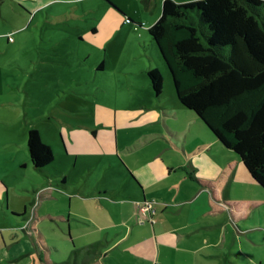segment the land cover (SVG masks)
I'll return each instance as SVG.
<instances>
[{
    "label": "crops",
    "instance_id": "0c3cea01",
    "mask_svg": "<svg viewBox=\"0 0 264 264\" xmlns=\"http://www.w3.org/2000/svg\"><path fill=\"white\" fill-rule=\"evenodd\" d=\"M80 1L46 0L44 5ZM55 14L52 17L58 21L65 18ZM100 61L103 70L104 60ZM147 83L151 98L161 102V93L156 95ZM164 107L172 109V116L173 110L183 115L185 125L160 120L158 114L148 117L151 108L146 103L137 106L135 115L147 117L141 147L132 144L137 138L133 129L122 125L118 129L116 116L105 128L111 138L105 144L98 128L62 122L76 131L61 132L58 164L53 158L41 169L31 166L35 179L48 188V195L40 200L55 198L64 205L49 204L47 209L41 202L36 218L27 216L25 208L15 210L10 198L17 180L1 177L0 264H58L60 260L63 264H117L115 260L119 264H210L206 248L219 241H264V189L238 155L176 95ZM101 170L108 175L104 176L107 187L95 181ZM146 202L152 203V213L139 214L136 207ZM74 241L92 242L80 250ZM146 242L156 248L150 258L137 251ZM88 249L93 260L81 258ZM129 252L137 257L134 262L121 259H129L123 256Z\"/></svg>",
    "mask_w": 264,
    "mask_h": 264
},
{
    "label": "rangeland",
    "instance_id": "374dc122",
    "mask_svg": "<svg viewBox=\"0 0 264 264\" xmlns=\"http://www.w3.org/2000/svg\"><path fill=\"white\" fill-rule=\"evenodd\" d=\"M45 1L0 0V178L17 180L11 204L19 212L25 208L30 218L38 216L41 202L47 209L49 204L59 207L64 202L55 198L40 200L48 195V188L34 177L26 147L29 130L39 133L58 164L61 132L76 131L67 129L62 122L98 128L100 142L105 144L111 140L105 128H110L116 116L118 129L120 125L133 129L137 138L132 144L140 147L147 117L145 113L135 115L137 106L146 103L148 108H155L148 110V117L158 114L160 120L173 124L177 120L185 125L183 115L173 110L172 116V109L164 107L173 102L176 94L148 34V28L160 16L163 0H81L50 7L44 5ZM36 8L42 11L34 12ZM54 13L65 18L58 21L52 17ZM102 59L103 70L99 64ZM155 68L162 77L161 102L153 100L148 92L147 71ZM191 127L197 130L195 125ZM105 175L108 176L101 170L94 178L107 187ZM143 206L144 203L136 207L139 214ZM74 242L83 250L92 241ZM90 250L84 251L81 258L84 255L93 260ZM137 251L146 254L142 258H150L156 248L146 242ZM206 252L210 264H249L243 257L264 264V241H219L207 247ZM123 256L129 257L121 258L129 262L137 258L130 252Z\"/></svg>",
    "mask_w": 264,
    "mask_h": 264
},
{
    "label": "trees",
    "instance_id": "16d2710c",
    "mask_svg": "<svg viewBox=\"0 0 264 264\" xmlns=\"http://www.w3.org/2000/svg\"><path fill=\"white\" fill-rule=\"evenodd\" d=\"M148 34L179 103L264 189V0H163ZM147 79L159 95V71L148 70ZM26 145L35 169L52 162L36 130L28 131Z\"/></svg>",
    "mask_w": 264,
    "mask_h": 264
},
{
    "label": "built area",
    "instance_id": "2783aa9c",
    "mask_svg": "<svg viewBox=\"0 0 264 264\" xmlns=\"http://www.w3.org/2000/svg\"><path fill=\"white\" fill-rule=\"evenodd\" d=\"M140 212L143 213V214L144 213L145 214H147V213L150 214V212L152 213V203H148V202L144 203V206H143V208L140 209ZM150 220H152V219L150 218Z\"/></svg>",
    "mask_w": 264,
    "mask_h": 264
}]
</instances>
